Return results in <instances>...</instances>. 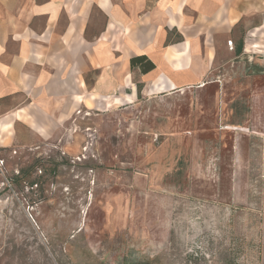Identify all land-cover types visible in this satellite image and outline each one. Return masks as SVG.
<instances>
[{
  "label": "rangeland",
  "instance_id": "obj_1",
  "mask_svg": "<svg viewBox=\"0 0 264 264\" xmlns=\"http://www.w3.org/2000/svg\"><path fill=\"white\" fill-rule=\"evenodd\" d=\"M246 47L204 86L1 143L0 264H264V43Z\"/></svg>",
  "mask_w": 264,
  "mask_h": 264
},
{
  "label": "crops",
  "instance_id": "obj_2",
  "mask_svg": "<svg viewBox=\"0 0 264 264\" xmlns=\"http://www.w3.org/2000/svg\"><path fill=\"white\" fill-rule=\"evenodd\" d=\"M249 40L264 43V0H0V144L52 138L87 100L204 86Z\"/></svg>",
  "mask_w": 264,
  "mask_h": 264
},
{
  "label": "trees",
  "instance_id": "obj_3",
  "mask_svg": "<svg viewBox=\"0 0 264 264\" xmlns=\"http://www.w3.org/2000/svg\"><path fill=\"white\" fill-rule=\"evenodd\" d=\"M142 60H145L143 67H141V69L143 71H147V70L153 68V64L149 60H147L146 57H144V56L133 57V58H131L130 62H131V65H135L136 62L142 61Z\"/></svg>",
  "mask_w": 264,
  "mask_h": 264
}]
</instances>
